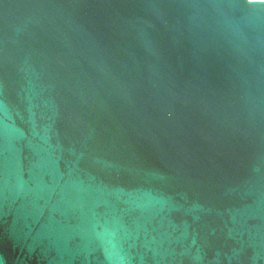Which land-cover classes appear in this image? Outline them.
<instances>
[{
	"label": "water",
	"instance_id": "1",
	"mask_svg": "<svg viewBox=\"0 0 264 264\" xmlns=\"http://www.w3.org/2000/svg\"><path fill=\"white\" fill-rule=\"evenodd\" d=\"M0 264H264V1L0 0Z\"/></svg>",
	"mask_w": 264,
	"mask_h": 264
},
{
	"label": "bare ground",
	"instance_id": "2",
	"mask_svg": "<svg viewBox=\"0 0 264 264\" xmlns=\"http://www.w3.org/2000/svg\"><path fill=\"white\" fill-rule=\"evenodd\" d=\"M256 1H264V0H256Z\"/></svg>",
	"mask_w": 264,
	"mask_h": 264
}]
</instances>
